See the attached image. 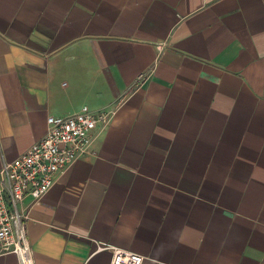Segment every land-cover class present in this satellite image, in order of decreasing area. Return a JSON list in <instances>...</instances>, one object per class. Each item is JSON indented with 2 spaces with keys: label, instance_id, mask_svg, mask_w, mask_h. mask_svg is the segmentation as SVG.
Here are the masks:
<instances>
[{
  "label": "crops",
  "instance_id": "0c3cea01",
  "mask_svg": "<svg viewBox=\"0 0 264 264\" xmlns=\"http://www.w3.org/2000/svg\"><path fill=\"white\" fill-rule=\"evenodd\" d=\"M83 107L33 264H264V0H0V167Z\"/></svg>",
  "mask_w": 264,
  "mask_h": 264
},
{
  "label": "built area",
  "instance_id": "2783aa9c",
  "mask_svg": "<svg viewBox=\"0 0 264 264\" xmlns=\"http://www.w3.org/2000/svg\"><path fill=\"white\" fill-rule=\"evenodd\" d=\"M114 110L92 112L83 107L67 117L47 118L45 136L24 154L0 167V256L13 254L18 264H33L27 231L31 207L50 190L56 176L91 153L93 132L106 127ZM31 198L32 203L25 205ZM98 246V250L107 249ZM110 264H142L136 253L111 248Z\"/></svg>",
  "mask_w": 264,
  "mask_h": 264
}]
</instances>
